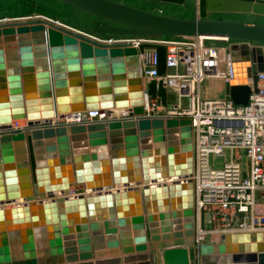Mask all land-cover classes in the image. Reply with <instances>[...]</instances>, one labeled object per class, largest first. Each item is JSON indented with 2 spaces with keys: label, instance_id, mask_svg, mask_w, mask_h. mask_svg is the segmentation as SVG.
Listing matches in <instances>:
<instances>
[{
  "label": "water",
  "instance_id": "95a60500",
  "mask_svg": "<svg viewBox=\"0 0 264 264\" xmlns=\"http://www.w3.org/2000/svg\"><path fill=\"white\" fill-rule=\"evenodd\" d=\"M58 1L97 18L88 30L107 38L230 39L235 78L226 97L236 104L249 102L245 79L257 83L264 71V23L213 17L264 16V0H150L193 4L191 18L119 0ZM146 47L157 50L158 72L166 74L165 46L142 42L139 50ZM139 50L101 45L44 19L0 24V126L107 110L103 121L0 132V204L14 203L0 207V264H192V124L145 116ZM157 94L167 106L162 81ZM18 182L32 190L20 192ZM73 183L85 192L71 195ZM263 239L225 234L200 245V264H264Z\"/></svg>",
  "mask_w": 264,
  "mask_h": 264
},
{
  "label": "built area",
  "instance_id": "2783aa9c",
  "mask_svg": "<svg viewBox=\"0 0 264 264\" xmlns=\"http://www.w3.org/2000/svg\"><path fill=\"white\" fill-rule=\"evenodd\" d=\"M48 20L69 32L78 33L101 45L132 46L142 42L166 48L167 73L158 72L155 48L139 50L141 71L146 83L162 81L168 91V104L158 94L145 91V116L189 118L193 132V172L189 175L195 190V242L190 245L192 264H200V245L220 242L231 233H262L264 236V71L246 84L251 88L249 102L236 104L231 98H211L204 94L203 84L209 79L225 83L235 78L226 45L211 44L208 37H137L107 38L87 29L67 24L52 17L4 18L0 24L29 19ZM174 94L176 101H170ZM107 119V110L84 109L58 113L52 117L14 119L0 126V132H30L35 128L61 124H87ZM224 157L217 167V158ZM71 195L75 193L71 188ZM264 241V239H263Z\"/></svg>",
  "mask_w": 264,
  "mask_h": 264
},
{
  "label": "rangeland",
  "instance_id": "374dc122",
  "mask_svg": "<svg viewBox=\"0 0 264 264\" xmlns=\"http://www.w3.org/2000/svg\"><path fill=\"white\" fill-rule=\"evenodd\" d=\"M119 1L136 6V7H140V8H144L146 6L148 7V5L142 0H119ZM24 5H25V8L27 7L26 12L24 13L19 12V13L14 14L16 16L8 15V14H1L0 20L4 18H18V17L23 18V17H30V16L31 17H36V16L52 17L51 15H53L52 18L59 19L67 24L75 25L77 27L87 29V30L91 29L94 25L95 17L83 11L77 10V9H72V8H67V7L56 8L53 5H47L38 0H26ZM8 6H10L9 8L14 7L12 5H8ZM168 12H169V9L167 10V13ZM213 17L218 18V19H229V18L234 19V16H229L221 12L216 13V15ZM256 20L259 21V23H264V19L262 18H256ZM211 41L213 40H209L210 43ZM214 41H216L217 45H226L229 42L226 40H214ZM145 87L150 95H156L158 92V87H157L156 82H152L150 84L146 83ZM203 89H204V94H206L208 97L223 98L224 97L223 94L226 91V83L221 79H209V80H206V82L203 84ZM170 98H171L170 99L171 102L176 101V97L174 94L170 95ZM223 160H224V157L217 158L218 162H217V165L215 166L217 167L222 166Z\"/></svg>",
  "mask_w": 264,
  "mask_h": 264
},
{
  "label": "crops",
  "instance_id": "0c3cea01",
  "mask_svg": "<svg viewBox=\"0 0 264 264\" xmlns=\"http://www.w3.org/2000/svg\"><path fill=\"white\" fill-rule=\"evenodd\" d=\"M153 7H154L153 10L155 12H159V13H162L165 15H170V16H175V17H181V18H191V17H194L196 14V9L193 6V4L190 7H185V6H180V5H176V4H170V3H168V4L158 3V4H155ZM168 9H169V12L167 13ZM223 14H226L229 16H234L235 20H244L247 22H251V21L252 22H255V21L259 22L256 20V18L264 19L263 15H257V14H253V13H223ZM215 15H216V13H214L213 16H215ZM229 19H231V18H229ZM223 95H224V97H226V91L224 92ZM13 146L15 148V143L13 144ZM18 171H20V170L18 169ZM68 172H69L68 169L64 170V173H68ZM54 180L57 181L60 179L54 177ZM18 186H19L20 192H30L32 190L29 182H26V183L18 182ZM70 188L73 191H75V193H81V192H84V190H85L84 185L78 184V183L71 184ZM35 198L38 200L37 196ZM13 204H0V207L6 206L7 208H11L13 206ZM146 218H147V215H146ZM25 242H27V241L22 240V244ZM190 251H191V257H193L194 253H193V249L191 248V246H190ZM159 253H160V250H157V254H159ZM159 264H161V262Z\"/></svg>",
  "mask_w": 264,
  "mask_h": 264
},
{
  "label": "trees",
  "instance_id": "16d2710c",
  "mask_svg": "<svg viewBox=\"0 0 264 264\" xmlns=\"http://www.w3.org/2000/svg\"><path fill=\"white\" fill-rule=\"evenodd\" d=\"M25 1L26 0H0V15L8 14V15L16 16L14 14L19 13V12L20 13L26 12L27 7L25 8V5H24ZM38 1H41L42 3H45L47 5H53L56 8H61V7L71 8L69 5L64 4L58 0H38ZM8 5H12L14 7L9 8L10 6ZM51 16L53 17V15Z\"/></svg>",
  "mask_w": 264,
  "mask_h": 264
},
{
  "label": "flooded vegetation",
  "instance_id": "af4514ba",
  "mask_svg": "<svg viewBox=\"0 0 264 264\" xmlns=\"http://www.w3.org/2000/svg\"><path fill=\"white\" fill-rule=\"evenodd\" d=\"M142 1H144L147 5H148V7L146 6V7H144L145 9H151V10H153V6L155 5V4H158V3H156V1H150V0H142ZM96 20H97V18H95V21H94V24H95V22H96Z\"/></svg>",
  "mask_w": 264,
  "mask_h": 264
},
{
  "label": "bare ground",
  "instance_id": "6f19581e",
  "mask_svg": "<svg viewBox=\"0 0 264 264\" xmlns=\"http://www.w3.org/2000/svg\"><path fill=\"white\" fill-rule=\"evenodd\" d=\"M233 42V41H232ZM247 82V78L245 79V81H244V83H246ZM173 95V94H172ZM173 97V96H172ZM171 99V98H170ZM115 112H117V113H119L120 112V110L119 109H115ZM173 179H169L168 180V182H170V181H172ZM121 188H123V186H121ZM17 202H23V200L22 199H20V200H18Z\"/></svg>",
  "mask_w": 264,
  "mask_h": 264
}]
</instances>
